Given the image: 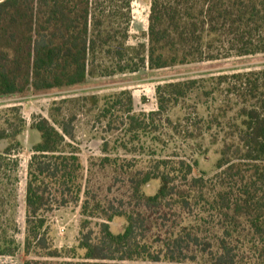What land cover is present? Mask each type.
Masks as SVG:
<instances>
[{"label":"trees","instance_id":"obj_1","mask_svg":"<svg viewBox=\"0 0 264 264\" xmlns=\"http://www.w3.org/2000/svg\"><path fill=\"white\" fill-rule=\"evenodd\" d=\"M131 4L1 0L0 98L71 88L88 78L264 54V0H149L145 42L135 45L129 44ZM155 93L156 112L133 115L131 95L122 91L107 101L101 117L110 126L111 111L126 96L121 124L125 135L136 137L148 118L196 103L182 138L200 142L207 135L210 145L219 146L215 172L194 176L196 161L183 159L104 156L100 166L111 167L128 187L129 205L118 200L115 206L90 193L79 151L68 141L74 139L75 116L55 104L48 119L38 117L31 125L40 138L26 165L23 264H264V68L166 82ZM88 100L98 103L94 96ZM5 112L2 210L15 206L18 162L12 157L21 150L18 137L25 127L17 107ZM153 181L156 192L145 194ZM79 202L78 256L74 248L53 247L46 214ZM1 217L0 255H12L17 246L6 239ZM114 218L125 220L119 233L110 230ZM94 219L101 220L94 223L96 232L90 227Z\"/></svg>","mask_w":264,"mask_h":264},{"label":"rangeland","instance_id":"obj_2","mask_svg":"<svg viewBox=\"0 0 264 264\" xmlns=\"http://www.w3.org/2000/svg\"><path fill=\"white\" fill-rule=\"evenodd\" d=\"M131 8L132 22L129 31V44L135 45L145 42L142 35L147 30L149 0H132ZM262 68H264V54L230 57L155 71L143 69L131 74L88 78L84 84L71 88L0 98V121L6 118L7 113L5 111L11 107H17L25 121L24 131L18 137L21 150L12 157L18 162L15 206L13 207L14 204L12 203L3 210L0 209V215L2 214L1 218L4 219L6 230L5 237L6 239L12 238L17 248L12 255H0V264H23L27 259L22 245L25 227L26 165L32 146L40 138L39 133L31 128L34 119L38 117L48 119L49 110L57 105H61L64 115H74V139L68 141L79 151L85 170V178L89 182L90 193L99 196L101 199L109 200L115 206L118 205V200H122V203L127 206L129 205L127 183L111 167L102 168L99 164L100 158L108 156L125 160L147 161V159L152 158H169L183 159L189 162L196 161L197 165L193 170V175L198 176L202 172L206 176H211L215 172L219 146L210 145L207 135L200 142H198L199 140L186 141L182 138V130L187 125V121L193 119L190 113L192 112V106L196 103H179L177 107L168 110L166 114L155 115L152 120L148 118L146 130L139 132L135 137L134 134L125 135L123 130L126 126L121 124L123 109L127 105L126 96H122V103L119 104L116 110L111 111L110 126L108 118L101 117L103 107L107 101H111L112 97L126 91L132 98V114L135 116L139 114L148 115L157 111L155 89L158 85L221 73L230 74ZM92 96L97 97L98 103L96 105L91 104L88 100ZM197 110L199 115H206L205 108L202 105H198ZM166 116L169 122H167ZM177 117L181 119L179 123ZM130 138L132 139L130 140ZM197 142L201 144L200 150H198V144L196 146ZM103 143H107L106 153L102 152ZM120 143H124L126 149L121 148ZM6 145V141L0 142V151ZM91 163L94 164L92 168L90 167ZM157 187L158 182L153 181L144 187L143 191L147 195H152L156 192ZM46 217L53 247L57 250L76 249L83 219L81 216V202L69 204L65 207H55L46 214ZM11 219L15 220L16 230L12 228ZM96 222H101V220H92L90 227L93 232L97 231L94 224ZM108 224L111 232L119 233L125 225V220L114 218ZM154 231L156 230L151 229L149 232L154 233ZM2 235L3 233L0 231V239ZM75 253L79 256L83 254V251L76 249Z\"/></svg>","mask_w":264,"mask_h":264}]
</instances>
